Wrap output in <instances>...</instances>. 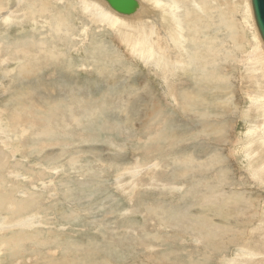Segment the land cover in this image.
I'll return each mask as SVG.
<instances>
[{
    "label": "rangeland",
    "instance_id": "rangeland-1",
    "mask_svg": "<svg viewBox=\"0 0 264 264\" xmlns=\"http://www.w3.org/2000/svg\"><path fill=\"white\" fill-rule=\"evenodd\" d=\"M67 1L0 0L13 11L0 13V196L25 208L0 212V264H264V136L250 134L264 61L253 74L248 61L264 46L248 1L166 0L176 22L151 32L153 56L104 2ZM180 26L184 51L164 52ZM195 45L198 72L167 79Z\"/></svg>",
    "mask_w": 264,
    "mask_h": 264
},
{
    "label": "bare ground",
    "instance_id": "bare-ground-1",
    "mask_svg": "<svg viewBox=\"0 0 264 264\" xmlns=\"http://www.w3.org/2000/svg\"><path fill=\"white\" fill-rule=\"evenodd\" d=\"M101 2H104L105 4H106V6L112 11V12H114V13H112V12H110L107 8H106V6H104V5H97V4H95L97 7H99V8H102V13L103 14H110V15H112L113 16V22L115 23V21L118 19V20H125V21H129V22H131V23H126L125 24V27H126V29H130L131 27H133V28H135V29H139V31L145 36V38H146V42H145V48L147 49V51L145 52V53H147L148 55H154L155 54V45H154V40H153V38H152V36H153V34L151 33V32H153V30L156 28V27H158V26H160V25H162L163 24V22H165L167 19H169L167 16H166V13H168L169 14V16H170V19L173 21V22H176V17H175V12L171 9V8H169V9H166L165 7H164V3L165 2H168V1H166V0H160V1H152V0H136L137 2H138V7H137V9H136V11L132 14V15H122V14H119V13H117L116 11H114L108 4H107V2H105L104 0H100ZM248 1V8H247V10H248V12H250V15H251V11H252V6H251V0L249 1V0H247ZM65 2H68L67 0H65ZM73 2V1H72ZM174 2L176 3V4H174V6H175V8H177V9H179L180 8V4L178 3V1L177 0H174ZM68 3H70V2H68ZM7 6V5H6ZM6 6H4V5H0V13L1 14H3V13H5L4 15H2V16H7V15H11L12 14V12L13 11H11V10H8L7 11V9L5 10L4 8L6 7ZM173 6V5H172ZM173 6V7H174ZM7 8V7H6ZM91 8V6H86V11L85 12H89V9ZM35 9H37V8H35ZM37 11V10H36ZM45 11V10H44ZM47 11V10H46ZM94 12H95V9L93 10ZM48 12V11H47ZM38 14V13H37ZM117 14V15H116ZM14 15V14H13ZM189 15H190V13H189ZM105 17V16H104ZM131 18V19H123V18ZM255 21V20H254ZM3 22L4 23H8L9 22V20L8 19H4L3 20ZM3 22H1V24L3 23ZM133 25V26H132ZM255 26H256V24H255ZM220 27L221 28H225V29H227V30H229V32L231 33L230 34V37H232V38H235V36H236V34H237V32H236V29H235V24H234V22H228L227 20H226V17L223 15H220ZM257 28V27H256ZM180 31H181V35H179L178 37L176 36V35H173V38H177V39H170L169 40V47H166V46H162L161 45V49L164 51V52H171L172 51V49L174 48V47H178L180 50H183L184 51V48H183V39H184V35H183V32H182V28H181V26H180ZM258 31V30H257ZM217 32V31H216ZM259 33V32H258ZM143 36V37H144ZM206 36H208V35H206ZM259 38L261 39V37H260V35H259ZM143 40V39H142ZM206 40H208V37H206ZM259 41V40H258ZM261 41H262V44H263V46H264V42H263V40L261 39ZM193 42V41H192ZM194 43V42H193ZM235 43V42H234ZM142 44V43H141ZM142 45H144V43L142 44ZM140 47H142V46H140ZM195 48H196V45H195ZM237 48L239 49V48H241L240 46H238L237 45ZM227 49V48H226ZM137 51V50H136ZM41 52V51H40ZM187 54V53H186ZM250 55V57L252 58V59H254V60H257L258 62H256V63H254L253 62V60L250 58V57H248V61L249 62H251V65H252V74L253 73H255L257 70L255 69V66L256 65H258V64H261V63H263V57H261V55L262 56H264V51H263V49H262V47L261 46H257L256 47V51L255 52H253V53H251V54H249ZM225 60L226 61H228V60H230L231 62H232V54L230 53V52H226L225 51ZM187 61V62H186ZM236 61V60H235ZM234 61V62H235ZM199 62H200V57H199V53H198V50H197V48H196V50L194 51V52H192V53H188L187 54V57H186V59H181V60H178V63H176L175 65V67H173L172 68V73H170V72H166V74H167V76H166V78L167 79H169V78H171V77H173V75H180V73H181V71H178V67H186V65H188L189 67H191V69L192 70H190V71H192L193 73H197L198 72V65H199ZM201 62H202V59H201ZM239 62V61H238ZM241 63H243L244 62V60L243 59H241V61H240ZM170 63V62H169ZM230 63V62H229ZM212 64H208V66H211ZM228 65V64H227ZM7 66V65H6ZM200 66V65H199ZM207 65H204V66H201L200 68H199V70L200 71H202V77H200L199 79H197L196 80V82L197 83H204V82H209L208 81V75L210 74V73H206L207 71H206V68L208 67ZM261 69V68H260ZM259 71V70H258ZM31 72H32V70H31ZM30 72V73H31ZM260 72V71H259ZM262 73H263V70L261 69V73H260V79H262V80H264V77L262 76ZM213 76V75H212ZM226 76H227V74H226ZM225 78H227V77H225ZM251 78H252V80H253V82H254V80H256L254 77H252L251 76ZM196 79V77H194L192 80H195ZM207 79V80H206ZM212 79H213V77H212ZM32 80V79H31ZM217 81V80H216ZM260 81V80H259ZM210 82H211V80H210ZM256 84H257V87H262L263 86V82L262 83H260V82H257L256 81ZM253 87V86H252ZM263 88V90H264V86L262 87ZM254 90V89H253ZM182 94V93H181ZM23 97V96H22ZM260 97H261V95L259 96V100H258V102L260 103V108H262L263 110H264V104L260 101ZM188 105V104H187ZM182 106V105H181ZM184 106H186V105H184ZM183 106V107H184ZM259 106V105H258ZM69 107V106H68ZM88 109V108H87ZM185 109V108H184ZM185 111H186V109H185ZM188 111V110H187ZM87 113V112H86ZM89 114H90V112H89ZM263 114H264V111H263ZM87 115H88V113H87ZM218 115V114H217ZM219 115H221V114H219ZM223 115V114H222ZM261 116V115H260ZM193 118V117H192ZM263 118H264V116H263ZM63 120H64V118H63ZM76 120V119H75ZM209 122H212V121H209ZM64 124V123H63ZM210 124V123H209ZM213 124V123H212ZM215 124V123H214ZM216 125V124H215ZM264 125V124H263ZM41 129V128H40ZM255 132H259V134L261 135V137L262 136H264V126L263 127H261L260 129H259V131H254L253 130V132H250V134H255ZM45 133V132H44ZM43 134V133H42ZM41 134V135H42ZM50 134V133H49ZM66 134V133H65ZM38 136H39V134H37ZM45 135V134H44ZM256 135V134H255ZM51 136V135H50ZM36 137V136H35ZM40 138H41V136H39ZM48 137V136H47ZM36 139V138H35ZM43 139H45L44 137H43ZM42 143L44 144V142L42 141ZM213 155V154H212ZM0 157H1V155H0ZM56 158V157H55ZM212 158V157H211ZM0 160H1V158H0ZM76 161H77V159H76ZM3 163V162H2ZM1 164V163H0ZM4 164V163H3ZM6 164V163H5ZM0 166H2V165H0ZM5 166H7V164L5 165ZM6 168V167H5ZM3 169H4V167H3ZM52 171V170H51ZM3 179V178H2ZM5 184V183H4ZM0 186H2L1 184H0ZM3 186H5V185H3ZM12 189H10V191H11ZM11 192H13V191H11ZM16 192V191H15ZM2 193V192H1ZM9 193V192H8ZM12 194V193H11ZM5 195V194H4ZM3 195V197L2 196H0V212H2V211H4V209H5V211H6V205L9 203L10 204V207L9 206H7V208H9V210L11 211V210H13L14 211V213H15V215H19L21 212H19V211H21L22 209H25L24 208V206L20 203V202H18V201H16L15 200V198L13 197V196H11L14 200H10V202H8L9 201V197L10 196H8V198L6 197V196H4ZM9 195V194H8ZM13 195V194H12ZM8 200V201H7ZM19 200V199H18ZM23 203V202H22ZM8 204V205H9ZM26 204V203H25ZM28 206V205H27ZM31 207V206H30ZM29 209V208H28ZM8 212V211H7ZM23 212V211H22ZM13 213V212H12ZM11 214V213H10ZM0 215H2V214H0ZM5 215H7V214H5ZM5 215H3V216H5ZM12 219V218H11ZM16 219V220H15ZM14 220L15 221H19V219H20V217L18 216L17 218H15ZM7 220V219H6ZM5 220V221H6ZM9 223H11V220H7ZM13 221V220H12ZM5 223H7V222H4L3 221V223H2V220H0V228H4V227H2V225H6V226H8L9 225V223H7V224H5ZM32 224H33V221L31 220V219H29L28 220V226H27V228H31V226H32ZM14 225H16V223L14 224ZM18 225V224H17ZM11 227V226H10ZM7 228V227H6ZM5 228V229H6ZM19 228V227H18ZM21 228V227H20ZM8 229V228H7ZM11 229V228H10ZM21 231V230H20ZM19 231V237H22V239H34V238H37L38 236H41V234L40 233H36V234H30L29 232H20ZM189 231V230H188ZM1 232V231H0ZM7 232V231H6ZM18 232V231H17ZM17 232H16V234H17ZM32 232V231H31ZM39 232V231H38ZM3 233V232H2ZM22 233H23V235H22ZM29 233V234H28ZM15 236V235H14ZM42 237V236H41ZM18 239V238H17ZM2 241V242H1ZM0 242L3 244V240H1ZM4 242H5V240H4ZM1 244V245H2ZM11 244V243H10ZM36 245V244H35ZM42 246V245H41ZM6 247V246H5ZM13 250V249H12ZM20 251V250H19ZM242 251V250H241ZM22 253V252H21ZM242 253V252H241Z\"/></svg>",
    "mask_w": 264,
    "mask_h": 264
},
{
    "label": "water",
    "instance_id": "water-1",
    "mask_svg": "<svg viewBox=\"0 0 264 264\" xmlns=\"http://www.w3.org/2000/svg\"><path fill=\"white\" fill-rule=\"evenodd\" d=\"M117 13L132 15L137 7L136 0H104ZM253 17L261 39L264 42V0H251Z\"/></svg>",
    "mask_w": 264,
    "mask_h": 264
}]
</instances>
